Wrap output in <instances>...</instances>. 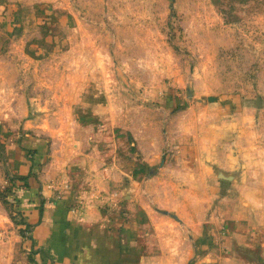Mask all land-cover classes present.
<instances>
[{
  "label": "rangeland",
  "instance_id": "obj_1",
  "mask_svg": "<svg viewBox=\"0 0 264 264\" xmlns=\"http://www.w3.org/2000/svg\"><path fill=\"white\" fill-rule=\"evenodd\" d=\"M88 152L133 211L264 264V0H0V264L31 256L22 156L61 198Z\"/></svg>",
  "mask_w": 264,
  "mask_h": 264
},
{
  "label": "crops",
  "instance_id": "obj_2",
  "mask_svg": "<svg viewBox=\"0 0 264 264\" xmlns=\"http://www.w3.org/2000/svg\"><path fill=\"white\" fill-rule=\"evenodd\" d=\"M84 154V162L68 166L70 171L86 170L87 180L68 181L61 198L55 195L50 174L46 179L30 175L32 164L26 163L25 156L20 159L25 177L20 180L24 186L18 197L30 228L26 238L31 254L22 264H260L261 259L252 258L250 245L237 247L218 236L213 225L196 240L194 235L183 236V227L170 226L167 212L150 211L145 206L133 211L134 196L119 190L109 192L111 179L97 182L112 168L111 158L105 153ZM92 158L96 160L93 165ZM86 159H90L89 165ZM80 182H86L82 190L78 189ZM114 183L120 184L119 179ZM86 184L92 191H86L90 188ZM78 199L85 203L82 208H68Z\"/></svg>",
  "mask_w": 264,
  "mask_h": 264
}]
</instances>
